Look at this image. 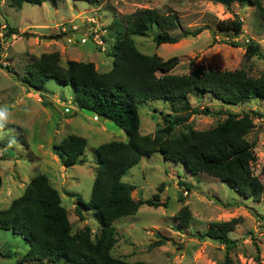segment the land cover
<instances>
[{
  "label": "rangeland",
  "instance_id": "rangeland-1",
  "mask_svg": "<svg viewBox=\"0 0 264 264\" xmlns=\"http://www.w3.org/2000/svg\"><path fill=\"white\" fill-rule=\"evenodd\" d=\"M262 13L255 7L233 3L230 8L214 0H57L55 4L23 3L15 9L7 0L0 3V209L21 195L29 180L45 174L60 194L66 209L70 233L88 228L94 241L100 234V224L92 211L82 209L78 217V198L88 201L96 171L95 149L104 142L125 141L126 135L112 121L78 109L73 101V87L61 85L50 78L41 95L20 81L25 67L42 53L58 51L59 64L68 60L93 62L99 72L108 71L112 56L108 53L114 37L109 26L118 22L124 27L127 17L139 8H154L161 13L174 12L181 29L200 32L180 38L175 43L156 45L152 33L131 35L137 49L144 54H157L162 59L171 56L178 63L174 74L189 73L197 66L215 70L243 69L252 76L264 75V60L246 57L244 45L253 40L264 53V0ZM238 19L242 29L238 35L221 29L217 23ZM5 24L15 28L7 35ZM180 28L171 31L181 33ZM86 38V42L80 40ZM97 40V42L95 41ZM102 40L103 47L99 44ZM237 42L242 46H233ZM75 57V58H73ZM191 107L208 106L220 114H192L184 124H176L172 133L189 125L203 130L215 126L228 112H253V127L247 135L255 142L257 160L252 172L263 185L259 199L242 198L218 178L206 173L193 174L181 164L165 159L154 152L144 156L122 176L124 182L135 186L131 196L135 201L150 198L160 184V200L165 206L142 204L129 215L112 222L116 242L110 253L128 262L142 264H264V100L251 99L239 104H225L204 95L188 94ZM139 132L154 135L164 124L163 118L185 115L177 113L162 100L148 101L138 107ZM68 134L86 139L85 162L64 167L54 146ZM4 155V156H3ZM183 182L189 189L180 185ZM188 208V226H178V211ZM238 218L239 222L228 236L235 246L228 251L225 245L210 238H200L215 222ZM178 226V227H177ZM166 236L165 243L153 246L156 234ZM28 243L9 229H0V264H21L19 258ZM7 251L13 252L6 257ZM52 264V263H42Z\"/></svg>",
  "mask_w": 264,
  "mask_h": 264
},
{
  "label": "trees",
  "instance_id": "trees-1",
  "mask_svg": "<svg viewBox=\"0 0 264 264\" xmlns=\"http://www.w3.org/2000/svg\"><path fill=\"white\" fill-rule=\"evenodd\" d=\"M57 0H7L15 9L23 3L41 4ZM94 3L96 0H82ZM230 8L233 3L255 6L263 15L260 0H214ZM1 3V0H0ZM221 29L231 30L238 35L242 24L238 19H225L217 23ZM7 35L18 31L5 24ZM180 28L176 13H161L154 8L136 9L127 17L124 27L118 22L109 26L114 37L109 54L112 66L99 72L93 62L68 60L66 66L59 64L58 51L42 53L24 69L20 81L36 90L40 95L50 78L61 85L73 87V101L78 109L90 111L99 118L112 121L126 135L125 141H109L95 149L97 164L91 186L90 197L84 202L78 198V217L82 209L90 210L100 224V234L93 241L88 228L76 234L70 233V222L66 209L61 204L60 194L45 174L33 176L23 193L13 199L8 207L0 209V229H9L28 243L25 253L19 258L21 264H142L128 262L114 257L110 250L116 242L112 222L119 217L134 213L142 204L152 207L165 206L160 200L163 185L150 198L135 201L131 192L135 186L124 182L122 176L144 156L154 152L165 159L181 163L193 174L206 173L218 178L242 198L259 199L263 185L252 172L251 165L257 160L255 142L247 135L253 127V112L236 114L228 112L215 126L196 130L186 129L172 133L176 124H184L192 114L214 115L208 106L191 107L188 94L204 95L225 104H239L251 99L264 100V75L252 76L243 69L215 70L197 66L189 73L174 74L171 70L178 63L176 56L162 59L157 54L139 51L131 38L134 34L152 33L156 45L175 43L180 38L194 36L200 29H181L173 35L171 31ZM233 46H242L232 42ZM246 57L258 56L264 60L258 43L246 41ZM162 100L175 113L186 111L172 120L163 118V126L154 135L139 132L138 107L148 101ZM86 139L68 134L54 146L64 167L83 164ZM2 156V153L0 154ZM4 156V155H3ZM1 159V158H0ZM261 172L264 173V164ZM1 183V176H0ZM180 185L189 189L188 185ZM178 226H188L190 212L182 207L177 214ZM239 222L238 218L212 223L200 238L210 237L225 245L228 251L235 246V240L228 232ZM177 226V227H178ZM153 246L165 243L166 236L157 233ZM13 252L4 254L10 257ZM226 256L224 264H229ZM257 264H260L259 262Z\"/></svg>",
  "mask_w": 264,
  "mask_h": 264
},
{
  "label": "built area",
  "instance_id": "built-area-1",
  "mask_svg": "<svg viewBox=\"0 0 264 264\" xmlns=\"http://www.w3.org/2000/svg\"><path fill=\"white\" fill-rule=\"evenodd\" d=\"M80 41H81L82 43H85V42H86V38H84V39L82 38ZM95 41L97 42L96 39H95ZM98 42L100 43L99 45H100L102 48H104V47H103V42H102V40L100 39Z\"/></svg>",
  "mask_w": 264,
  "mask_h": 264
},
{
  "label": "crops",
  "instance_id": "crops-1",
  "mask_svg": "<svg viewBox=\"0 0 264 264\" xmlns=\"http://www.w3.org/2000/svg\"><path fill=\"white\" fill-rule=\"evenodd\" d=\"M73 58H75V57H73Z\"/></svg>",
  "mask_w": 264,
  "mask_h": 264
}]
</instances>
